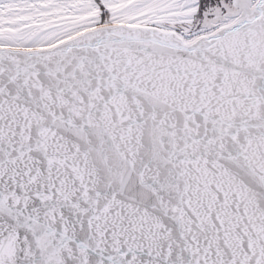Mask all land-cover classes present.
<instances>
[{"label":"snow or ice","instance_id":"6c2138e0","mask_svg":"<svg viewBox=\"0 0 264 264\" xmlns=\"http://www.w3.org/2000/svg\"><path fill=\"white\" fill-rule=\"evenodd\" d=\"M0 264H264V0H0Z\"/></svg>","mask_w":264,"mask_h":264}]
</instances>
